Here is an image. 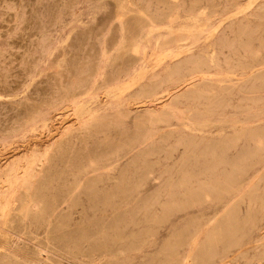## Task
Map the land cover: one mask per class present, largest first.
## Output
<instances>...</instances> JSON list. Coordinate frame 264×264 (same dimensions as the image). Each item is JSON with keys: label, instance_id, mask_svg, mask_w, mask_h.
Returning a JSON list of instances; mask_svg holds the SVG:
<instances>
[{"label": "rangeland", "instance_id": "1", "mask_svg": "<svg viewBox=\"0 0 264 264\" xmlns=\"http://www.w3.org/2000/svg\"><path fill=\"white\" fill-rule=\"evenodd\" d=\"M51 1L31 5V0H0V193L6 196L11 191L3 183L4 170L15 166L19 179L31 170L34 158L42 157L49 148L62 146L61 153L56 152L54 158L51 155L48 161L51 164L41 223L28 224L23 240L17 241V221L10 230L2 226L0 219V247L7 249L0 250V264L6 260V253L15 256L10 264H178L187 254L194 264H258V256L264 257V151L257 153L251 142L238 140L225 157L238 161L240 153L249 149L245 164L218 165L213 175H207L204 169L210 158L201 153L219 132L215 125L204 131L192 130L190 123L207 118L238 120L236 129H224L227 137L244 126L252 132L264 129V91L259 93L262 100L256 103L253 99H238L233 91H215L221 105L211 116L205 111L210 94L203 92L200 82L182 86L176 82L157 83L152 87L156 89L157 103H145L138 94L148 84L153 61L162 51L157 42L162 40L163 26L153 29L148 37L142 36L139 43L138 54L145 63L143 77L130 85L135 74H118L119 96L106 94L102 86L103 79L112 73L110 62L102 59L98 67L92 68L96 73L88 75L90 108L98 115L119 113L116 126L108 123L105 128L92 127L82 133L78 130L81 121L66 107L68 103H55L43 107L42 115L23 125L17 122L12 131L7 129L14 115L7 110L5 99L23 97V85L30 78L42 82L55 77L60 69L66 70L65 63L61 67L56 63L54 54L67 33L79 26L62 13V3L48 26ZM75 1V15L85 25L92 2L107 0ZM232 2L243 4L245 0H152L150 10L153 15H167L160 21L162 24H181L191 23L198 15L217 20L231 9ZM249 12L247 17H236L231 28L226 22L219 26L206 44L211 47L229 40L233 47H239L245 38L238 40L233 30L245 25L251 37L250 48L264 55V0H258ZM103 16L101 13L99 18ZM26 23L38 28L29 41L20 36ZM191 51L198 53L200 48ZM216 52L219 66L208 70V82L215 84L216 73L229 70L234 74L226 85L240 84L250 71L236 65L237 60L245 61L242 50L238 48L233 56L226 48ZM229 58L232 66L225 68ZM122 85L129 88L124 90ZM167 90L173 95L167 97ZM255 93L252 91L250 96ZM158 103L160 106L155 105ZM152 109L157 114L165 112L164 120L152 125V129L137 126L133 114L141 116ZM66 133H71V138L61 144ZM122 140L126 143L120 147ZM182 141H189L190 146ZM43 162L47 164L46 159ZM181 169L188 179L178 184ZM222 175H233L231 195L219 194V187L213 185L214 177ZM205 192L209 193L207 198ZM231 203L236 226L226 228L224 247L213 237L207 248L209 236L216 235V225ZM13 207L15 210L16 205ZM42 248L46 255L41 254Z\"/></svg>", "mask_w": 264, "mask_h": 264}, {"label": "bare ground", "instance_id": "2", "mask_svg": "<svg viewBox=\"0 0 264 264\" xmlns=\"http://www.w3.org/2000/svg\"><path fill=\"white\" fill-rule=\"evenodd\" d=\"M155 1L157 3H165L166 0ZM257 1L258 0H245L243 4L232 2L230 4L231 9L217 20L215 18L211 19L198 15L194 17L191 23L181 24L174 22L162 24L160 21L166 18L167 15L165 14L162 17L153 15L150 10L152 0H107L106 2H92L94 5L90 8L88 22L83 25L84 22L82 18L76 17L74 12L75 0H52L48 6V26L51 25L55 19L56 9L59 3L63 4L62 13L71 16L72 21L74 20L77 23L76 26H79L78 29L72 28V30L67 33L59 49L56 50V54H54L56 63L60 67L61 63H65L66 70L63 71L60 69L55 77L48 78L42 82L30 78L29 82L23 85V97L5 99L7 110L13 111L14 115V120L11 121L7 129L12 131L17 122L23 125L35 116L42 115V112H44L43 107L55 103L59 105L68 103L66 107H70L73 115L81 121L78 130L82 133L89 132L92 127L100 126V128H105L108 123L116 126L119 123V113L112 112L98 115L97 111L90 108L89 102L92 97L88 93L90 88L86 86L87 79H89L88 75L96 73L97 70H92V68L98 67L102 59L110 62L109 65L112 73L110 76L103 79L102 86L106 94L113 93V95L119 96L120 91L118 89L120 88L117 86L119 85L118 74L126 72H131L133 75L135 74V76L131 77V79L134 80L128 83L130 85L143 77V74H145V63L138 54V46L142 36L148 37L151 35L153 29H158L159 26L165 28L164 32L160 33L162 40H158L157 42L162 51L159 55H156L155 61L151 60L154 62H152V76L148 84L145 85L138 94V98L144 99L145 103L147 100L150 103L156 100L157 103L158 100L155 97L156 92H154L156 89H152L157 83L176 82L178 84L177 86H182L194 81V83H202V85H204L203 90L205 89L203 92L210 94L208 107L205 110L206 114L210 116L216 111L214 109L221 105L220 100H217V96L213 94L215 91H233V95L240 100L247 101L253 99L255 103L259 102L263 98L259 93L264 91V55H262V52H254L250 48L248 43L251 37L247 33V26L239 25L233 30L238 40L242 37L245 38V40L239 42V47H233L229 40L216 42L211 47L206 44V42L213 38L214 34L219 31V26L223 25L225 22L228 23L231 28L236 22V17H247L250 13L249 11ZM37 2L41 3L42 0H31V5ZM101 13L104 14L103 18H99ZM82 25L83 28L81 27ZM37 29L38 28L33 27L30 23H26L23 28H21V39L29 41ZM195 47L200 48L198 53H193V51H191L192 48ZM224 48L228 49L230 56L235 55L238 48L243 52L242 57L245 61L237 60L236 65L242 67V69H249L250 71L247 77L245 76L240 79V84L226 85L231 82V76L234 74L229 70L217 72L215 84L208 82L210 77H208V70L218 68L219 66L216 63V51H220ZM149 56H151V54ZM231 58L225 60V68L232 66ZM168 61L170 62L168 63ZM161 67L165 68L162 72H159ZM112 85L116 86L112 88ZM111 88L112 91H107ZM127 88L129 87L124 88L123 86L122 89L126 90ZM252 91L256 93L250 96ZM187 93L182 96H187ZM172 95L171 90H167L166 96ZM155 105H159V103ZM164 113L165 112L157 114L156 111L152 109L141 116L133 114V118L137 126H149V129H152V125L164 120ZM106 118L111 119L107 120ZM21 119H23V122ZM46 120L45 118L43 121L45 122ZM237 122L238 120H226L224 118H207L201 123L194 121L190 123L192 130L204 131L205 128L215 125L219 132L218 138L214 142L207 144L206 150L201 153L202 156H208L210 158L204 169V172L208 173L207 175H213V171L218 165H231L234 167L245 164L248 159L247 154L249 149L240 153L238 161L235 159L229 160L225 157V154L236 146L238 140L244 139L247 142H251L253 149L257 153L264 151V129H258L252 132L250 128L244 126L243 129L240 132H236L234 136H224V129H236ZM71 135V133H66L61 137L60 143L67 142L68 139L71 138ZM125 143L126 142L122 140L120 147H123ZM181 143L190 146L189 141H182ZM57 148L55 150L49 148L42 157L34 158L30 163L33 166H31V170L25 172L19 179L16 177L17 170L15 166L3 172V183L4 185L6 184L11 191L6 196H4V194H6L5 192L2 194L0 193V219L2 226L10 228V230L14 221H17L20 227L19 234L16 235L17 241L23 240V231L28 224L31 225L35 222L39 225L42 221L45 212L43 196L49 179L48 169L51 164H49L51 161L50 156L52 155V158H54L56 152L61 153L62 146L59 145ZM43 159H46L47 164L43 162ZM106 167H109V165ZM36 168L38 170L34 172L33 169L36 170ZM187 179L188 174L181 169L177 181L178 184H183ZM232 181L233 175L215 176L213 185L219 187V191L221 192L219 194L223 196L231 195L232 193L230 192L233 191ZM208 195L209 193H204L206 198ZM14 204L16 208L12 210ZM227 208L228 212L223 215L222 220L216 225V235L209 236L206 245L207 248L210 247L213 237L224 247L226 228L232 229L231 226H236L235 217L232 212L234 209L233 204L231 203ZM77 238L79 239V237ZM261 242L264 253V236ZM0 250H2L1 252H5L7 249L0 247ZM239 251L240 250H238V255L241 253H239ZM40 252L44 255L47 254V251L43 248L40 249ZM262 255H259L256 259L258 264H264V257ZM3 257L6 260L1 261L3 262L2 264H10V259H15L14 254L10 253H6ZM13 264H15V261ZM178 264H194V262L193 260L190 261V255L187 254L181 258ZM222 264L228 263L224 261Z\"/></svg>", "mask_w": 264, "mask_h": 264}]
</instances>
